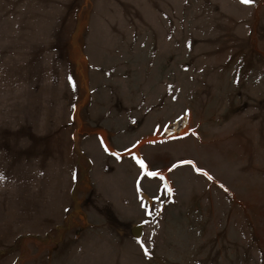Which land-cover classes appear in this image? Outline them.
I'll use <instances>...</instances> for the list:
<instances>
[{
  "label": "rangeland",
  "instance_id": "rangeland-1",
  "mask_svg": "<svg viewBox=\"0 0 264 264\" xmlns=\"http://www.w3.org/2000/svg\"><path fill=\"white\" fill-rule=\"evenodd\" d=\"M0 264H264V0H0Z\"/></svg>",
  "mask_w": 264,
  "mask_h": 264
},
{
  "label": "snow or ice",
  "instance_id": "snow-or-ice-1",
  "mask_svg": "<svg viewBox=\"0 0 264 264\" xmlns=\"http://www.w3.org/2000/svg\"><path fill=\"white\" fill-rule=\"evenodd\" d=\"M250 2H251V0H241V3H245V4H248ZM138 163L141 165L142 168L145 167L143 161H138ZM197 171H200V169H197ZM151 175H155V173H151ZM209 179H211V177H209Z\"/></svg>",
  "mask_w": 264,
  "mask_h": 264
}]
</instances>
